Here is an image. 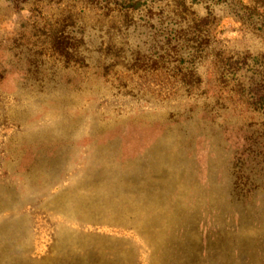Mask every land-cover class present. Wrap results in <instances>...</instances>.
<instances>
[{
  "label": "rangeland",
  "instance_id": "rangeland-1",
  "mask_svg": "<svg viewBox=\"0 0 264 264\" xmlns=\"http://www.w3.org/2000/svg\"><path fill=\"white\" fill-rule=\"evenodd\" d=\"M239 1L188 4L214 12L220 51L264 52ZM30 8L0 0V264H264L263 121L225 92L217 104L212 70L189 97L134 61L150 26L178 21L77 7L83 44L64 62L28 41ZM247 69L232 84L258 79Z\"/></svg>",
  "mask_w": 264,
  "mask_h": 264
},
{
  "label": "trees",
  "instance_id": "trees-1",
  "mask_svg": "<svg viewBox=\"0 0 264 264\" xmlns=\"http://www.w3.org/2000/svg\"><path fill=\"white\" fill-rule=\"evenodd\" d=\"M29 1L31 2L30 9L34 17V24L28 41L30 42L32 39L40 42V45L45 44L64 62L74 60L78 49L83 44L82 40H77L76 37L68 34V28L72 24L71 17H73L72 15L76 16L77 7L90 9L102 17L115 15L125 23L147 15L164 18L162 21L165 22L168 20L170 22L178 21L176 25L166 24L160 28L150 26L154 32L156 44L149 48L145 47L144 52H136L137 57L134 56V61L142 63L144 70H150V74L157 72L158 76L165 79L167 83L178 87L181 93L183 92L189 97L198 92L207 93L209 91L211 84L204 80L212 70L215 84L220 87L218 92L212 94L216 103L220 104L224 100L223 93L225 92L231 103H237L245 109L248 108L249 112H256L258 115L256 117L263 121L259 126L264 129V52L251 53L247 51L231 55L220 51L216 46L217 33L215 30L218 19L214 12L208 10L205 17H200L188 4L189 1L207 3L209 0ZM165 1L167 2L166 8L161 16L158 15L159 12L152 13L151 7L155 3ZM221 1L226 2V0H218V2ZM233 5L227 7L231 10V15L255 38L264 42V0H249L247 4L239 1ZM79 61L84 60L80 58ZM244 68H248V72L251 71L259 76L256 78H260L259 81L248 78L246 83L250 84L249 88L246 87L244 81L232 84L233 80L237 79L229 78L230 75L236 74ZM241 184L243 185L241 186ZM248 186L250 187V182L242 176L236 179V189L242 187V190L245 191L247 187L250 191ZM249 191L245 192L249 193Z\"/></svg>",
  "mask_w": 264,
  "mask_h": 264
}]
</instances>
